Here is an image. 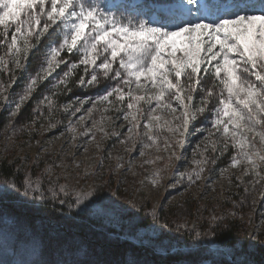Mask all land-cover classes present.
Masks as SVG:
<instances>
[{
	"label": "snow or ice",
	"instance_id": "1",
	"mask_svg": "<svg viewBox=\"0 0 264 264\" xmlns=\"http://www.w3.org/2000/svg\"><path fill=\"white\" fill-rule=\"evenodd\" d=\"M73 88L100 91L60 105ZM29 101L32 114L21 128L16 118ZM5 106L8 139L64 124L69 143L87 154L92 144L100 150L98 135L113 137L98 170L114 160L112 173L133 172L136 156H125L135 150L145 158L138 167L153 166L142 186L158 189L174 162L186 161L168 185L178 189L169 199L202 181L215 192L218 180L232 185L234 178L243 193L223 213L214 207L202 226L190 225L184 214L169 222L156 207L123 202L120 185L112 191L110 182L61 183L55 170L63 161L46 164L34 178L39 156L21 157L0 180V252L23 258L13 264H154L136 250L159 254L157 264H167L164 257L179 262L187 253L161 243L167 231L187 236L191 248L211 257L200 264H264V211L259 224L249 216L252 231L241 235L228 226L229 218L244 219V207L255 210L256 195L264 199V0H0V109ZM58 112L62 120L55 119ZM114 119L122 131L106 127ZM117 144L123 154L113 157ZM229 149L227 166L216 168ZM90 175L85 169L84 178ZM56 205L63 206L59 218L41 234L29 218ZM196 219L205 220L199 210ZM82 233L124 242L123 259L110 258L106 245L88 243ZM225 233L233 238L217 239Z\"/></svg>",
	"mask_w": 264,
	"mask_h": 264
},
{
	"label": "rangeland",
	"instance_id": "2",
	"mask_svg": "<svg viewBox=\"0 0 264 264\" xmlns=\"http://www.w3.org/2000/svg\"><path fill=\"white\" fill-rule=\"evenodd\" d=\"M176 0L175 3H177ZM31 59V57H30ZM23 77L17 79V84L13 86L15 91L20 85ZM99 89H80L73 88V91L67 96H61L59 98V104L63 105L68 102L72 97H84V96H94L99 93ZM32 101H29L27 105L21 111L20 116L16 119L18 121L19 127L23 128L26 121L31 117L32 114ZM87 107V105H85ZM2 119L0 121V163L7 162V164L15 163L21 157L35 158L39 156L41 160L40 169H37L34 173V178L36 174H39L46 166V164H51L53 161L56 163L64 162V168H57L56 174L60 177V182H68L72 185H77L83 187L87 185H100L111 183V190L115 191L117 186L120 185V191L124 193L121 196V200L127 203L129 200L146 206V210H151L153 207H156L157 211L162 209L164 213L174 217L179 218L181 214L187 215V220L190 225L202 226L206 222V218L211 214L213 208L217 214L223 213L226 210L231 208V200L237 199L236 193H242V189L238 188L236 185L238 181L233 179L232 185H229L227 179L218 180L215 184L216 191L212 192L209 187L206 186L205 182H201L199 187H193L187 193L181 195H172V198L169 199L170 194L175 193L178 189H171L168 187L172 183L174 173L177 168H183L186 161H175L173 167L167 171L162 182V186L157 188H152L150 185L142 186L141 181L153 171V166L145 165L144 168L138 167V165L143 163L144 157H138L137 152L134 150L132 153H129L125 156H136L134 161V170L133 172H125L121 170L119 173H112V168L114 167V160H104V167L102 170H98L101 158L109 151L110 146L113 144V137L101 138L97 136V141L101 144L99 151L95 150L94 144L89 145V153L82 154L77 147H74L69 143L70 134L66 131H62L64 124H59L56 128H49L47 125L39 129V134L36 135V129H27L26 131L18 132L17 136L8 139L7 133L4 131V126L7 123V114L8 108L5 106L3 109ZM107 115H115L114 111H110ZM99 118V114H97ZM171 117H169L170 119ZM55 119L62 120L63 114L58 112ZM122 121L113 120V122L106 124V127L111 130L115 128L117 131H122L120 127ZM201 122L198 120L197 124ZM66 124V121H65ZM31 132L32 136L30 137L28 133ZM200 138V134L193 136L191 139L195 143ZM36 140L40 141V144H36ZM30 141V146L29 145ZM79 143V141H77ZM41 148L47 149L46 151H40ZM139 148V145H137ZM191 148V145L188 146ZM124 145L117 144L114 148H111L113 157L123 154ZM188 149L185 151L187 152ZM231 149L225 155L217 161L216 168L226 167L229 160V155L231 154ZM73 157L75 160L73 161ZM75 164H81V167L77 169ZM29 168L34 166L31 164V159L29 160ZM88 169L92 173L87 178H84V170ZM240 169H230V173L239 174ZM3 178L0 177V180ZM242 179L247 180V177H242ZM207 192V196L204 197L203 194ZM253 197H250L251 200ZM257 200L255 210L252 207H244L243 215L244 219H234L241 223L246 229L245 231H252L254 228L248 227V218L252 217V220L255 224H259L260 216L259 213L264 211V199H260L259 195L254 197ZM63 206H49V208L44 209L38 214L31 216L29 218V223L35 227L41 234L51 231V226L54 225L57 221L58 212L57 210ZM66 210V209H65ZM202 214L205 218L204 221L196 219L197 212ZM142 215V214H141ZM232 220V218H229ZM264 229H261L263 231ZM82 239H85L86 242L93 245H106L109 251L112 253L110 258L116 260H122L123 256L120 254L124 248L125 244L121 241H100L97 240L87 233H82ZM175 243L178 246H183L181 250L187 255L183 256L177 262L176 259H168L164 257L167 261V264H200L204 259H210V256L205 255L202 251H198L194 248H191V241L189 242L183 236L178 235L175 232L167 231L161 243ZM129 249L132 248V245H127ZM136 255L145 260L153 261L154 264L160 261L161 257L159 254H154L152 252H145L141 250H136ZM23 259L22 257H10L3 252H0V260L4 261L5 264H13L15 260ZM225 261L229 258L224 257Z\"/></svg>",
	"mask_w": 264,
	"mask_h": 264
},
{
	"label": "trees",
	"instance_id": "3",
	"mask_svg": "<svg viewBox=\"0 0 264 264\" xmlns=\"http://www.w3.org/2000/svg\"><path fill=\"white\" fill-rule=\"evenodd\" d=\"M176 0H157L158 3H164V4H171L172 2H174ZM2 114H3V111L0 110V121L2 119ZM9 164H7V162H2L0 163V177L1 178H4L6 176H8L11 172H12V169L10 167H8ZM158 212L165 218L167 219L169 222H171V220L173 219H177L174 217H171L167 214L164 213V210L160 209L158 210ZM228 226L232 229V232L233 233H236V232H239L241 233V235L243 234V232L245 231V227L239 223L238 221L232 219V220H229V224ZM264 231V230H263ZM185 239H187L189 242L190 240L188 239L187 236H183ZM233 238V234L232 233H225L223 235L221 234H218V237L217 239H232ZM192 242V241H191ZM208 259V258H207Z\"/></svg>",
	"mask_w": 264,
	"mask_h": 264
}]
</instances>
